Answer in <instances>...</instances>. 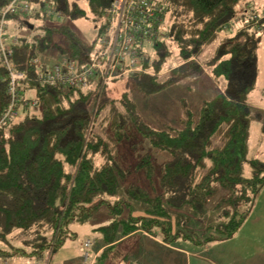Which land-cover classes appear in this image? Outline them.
Listing matches in <instances>:
<instances>
[{"label": "trees", "instance_id": "16d2710c", "mask_svg": "<svg viewBox=\"0 0 264 264\" xmlns=\"http://www.w3.org/2000/svg\"><path fill=\"white\" fill-rule=\"evenodd\" d=\"M10 1L0 0V10ZM27 1L38 13L5 16L11 54L8 64L0 61V263L44 259L75 237L68 234L72 223L92 225L101 215L105 224L92 229L104 245L95 264H121L123 246L139 230L156 231L168 244L231 240L264 187V160L249 158L247 146L264 17L253 14L246 22L243 0H152L164 10L151 26L159 34L153 54L146 40L138 48L140 70L109 80L86 73V86L78 87L44 76L58 74L63 59L74 64L72 76L92 64L112 0ZM51 6L46 17L42 11ZM238 13L245 25L229 35ZM88 14L96 30L91 42L56 22ZM7 18L20 30L14 36ZM210 45L208 76L222 89L195 109L184 106L174 124L147 123L133 96L200 75L205 65L197 61ZM46 55L51 58H40ZM171 60L179 67L164 78ZM10 72L22 74L15 96ZM208 210L215 221L202 237L185 231V223Z\"/></svg>", "mask_w": 264, "mask_h": 264}, {"label": "rangeland", "instance_id": "374dc122", "mask_svg": "<svg viewBox=\"0 0 264 264\" xmlns=\"http://www.w3.org/2000/svg\"><path fill=\"white\" fill-rule=\"evenodd\" d=\"M239 8L246 11L243 16L246 22H248V19H250L253 14L261 18L264 17V0H243ZM240 14L241 13H238V19L232 23V28L226 32L227 34L233 35L236 31L244 27L245 24L244 21H241L240 18L242 17H240ZM56 22L71 26L75 29L77 34L87 42H91L96 33L95 22L90 14H88L87 17L75 21L59 17ZM37 23V21H33L34 25ZM6 24L10 26L9 32L12 33V36L20 31L17 24H15L11 18H7ZM259 35L261 37L257 50L259 73L256 86L248 97L251 108V120L248 129L247 146L249 158L264 160V29ZM13 38L15 39L16 37ZM213 49L214 45L206 47L204 53L197 61L205 65L200 75H192L179 79L170 87L155 95L143 96L135 94L133 96V100L137 104L140 114L147 123L154 127H159L164 124H174L176 123V119L181 116L184 106L195 109L201 101L214 97L216 93L222 89V84L210 80L206 68L207 62L212 57ZM145 50L148 56L153 54L152 42L146 43ZM44 57L51 58V55L40 58L44 59ZM49 65H52L51 62ZM178 67V62L176 60H171L162 71L163 77L167 78L168 76H173ZM256 113L260 114L258 119L255 118ZM143 149L144 151H150V146L144 145ZM105 219L106 216L101 215L93 225L105 224ZM214 221V213L208 210L204 216L190 219L187 224L185 223V231H194L195 235L202 237L207 225ZM93 225H91V223L86 225L72 223L69 226L70 229L68 234L70 235L73 232L75 237L73 239L67 238L60 248L52 253V255L51 252H49L44 259L30 260L28 258H20L14 259L12 262H14V264H95L96 257L93 253L96 251L93 252L92 247L94 242L92 240H97L98 235H95V232L92 231ZM236 234L237 235H235L232 240L213 242L207 247H200L203 256L214 261L213 264H241L236 262L237 254H242L245 258H250L251 260L264 262V187L259 193L255 206L248 219ZM86 239H92L91 241L93 243L90 249V259L84 262L82 254L84 252L83 243ZM181 241H184L187 245L189 243L187 240ZM128 246L129 245L123 246V251L126 253L128 252ZM167 259L169 262L176 260L179 262L178 264H185L184 261H180L175 257L173 253L167 255ZM224 260L226 261L224 262ZM0 264H6V262ZM121 264H127V261L123 260Z\"/></svg>", "mask_w": 264, "mask_h": 264}, {"label": "built area", "instance_id": "2783aa9c", "mask_svg": "<svg viewBox=\"0 0 264 264\" xmlns=\"http://www.w3.org/2000/svg\"><path fill=\"white\" fill-rule=\"evenodd\" d=\"M163 10L161 5L152 0H112L106 12L107 28L99 39L92 64L85 67L79 75L72 76L70 74L75 70L74 64L67 63L63 59L60 66L56 67L55 71L58 74L53 76L51 72H47L44 80L49 83L68 81L78 87H85L86 73L97 72L100 73L101 78L107 80L137 73L140 70L138 48L143 45L144 40L152 42L159 36L157 31L151 29V26L159 24ZM42 12L46 17H50L54 12V7H44ZM12 13L35 15L38 9L27 0H11L3 10H0V61L5 64H8L7 59L11 54L9 43L5 40V16ZM32 63L40 65L38 59H33ZM64 69L69 71V74H61ZM107 71L109 73L105 77ZM10 73L12 74L9 88L15 96L14 85L22 78V74ZM92 243L90 239L83 243L82 259L84 262L90 259Z\"/></svg>", "mask_w": 264, "mask_h": 264}, {"label": "crops", "instance_id": "0c3cea01", "mask_svg": "<svg viewBox=\"0 0 264 264\" xmlns=\"http://www.w3.org/2000/svg\"><path fill=\"white\" fill-rule=\"evenodd\" d=\"M98 225L99 224H96L95 226L93 225V228ZM128 240L130 241L127 244L129 246L125 257L127 264H178L179 262L176 260L173 262L168 261L167 255L170 253H173L180 261H184L185 264H213L214 262L210 258L204 257L202 250L200 249V247H207L212 243H209L206 246H200L188 241L189 243L187 245L184 241L175 240L174 242L168 244L162 241L158 232L155 231L154 233H146L141 230L133 233L127 241ZM93 242L94 245L92 249L93 252L96 251L93 255L97 258L101 250L104 248V245L101 243L100 238H97V240L94 239ZM225 261L226 260H224V262ZM10 262L11 264H14V262ZM236 262L241 264L264 263L257 260H251L250 258H245L242 254L236 255Z\"/></svg>", "mask_w": 264, "mask_h": 264}]
</instances>
